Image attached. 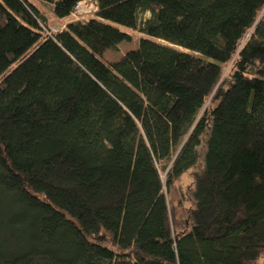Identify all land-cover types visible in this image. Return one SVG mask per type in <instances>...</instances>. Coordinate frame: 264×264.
<instances>
[{
    "label": "trees",
    "instance_id": "16d2710c",
    "mask_svg": "<svg viewBox=\"0 0 264 264\" xmlns=\"http://www.w3.org/2000/svg\"><path fill=\"white\" fill-rule=\"evenodd\" d=\"M82 1L0 0V264H264V0Z\"/></svg>",
    "mask_w": 264,
    "mask_h": 264
},
{
    "label": "rangeland",
    "instance_id": "374dc122",
    "mask_svg": "<svg viewBox=\"0 0 264 264\" xmlns=\"http://www.w3.org/2000/svg\"><path fill=\"white\" fill-rule=\"evenodd\" d=\"M33 1V0H30ZM44 13L47 15V18L49 20V24L52 26H55L57 28H59V24H54L52 23V17L49 15V13L45 12ZM92 15L91 13L86 14L85 16H90ZM144 19L148 18V15H144L143 16ZM122 31H127L126 28L118 26ZM133 40L130 43H122L118 46V49L116 51H109L104 55L105 60L108 61H113V60H118L119 58H121V56L125 53V51H127L128 49H135L138 45V38L142 37V35H140L139 33L133 32Z\"/></svg>",
    "mask_w": 264,
    "mask_h": 264
},
{
    "label": "built area",
    "instance_id": "2783aa9c",
    "mask_svg": "<svg viewBox=\"0 0 264 264\" xmlns=\"http://www.w3.org/2000/svg\"><path fill=\"white\" fill-rule=\"evenodd\" d=\"M96 10V5L90 0H85L80 2L76 7L73 13L74 19H79L81 16L93 13Z\"/></svg>",
    "mask_w": 264,
    "mask_h": 264
}]
</instances>
